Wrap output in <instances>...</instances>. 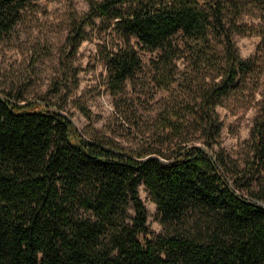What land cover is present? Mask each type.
<instances>
[{"label":"trees","instance_id":"1","mask_svg":"<svg viewBox=\"0 0 264 264\" xmlns=\"http://www.w3.org/2000/svg\"><path fill=\"white\" fill-rule=\"evenodd\" d=\"M26 1L0 0V37L21 19ZM88 3L69 40L87 38L88 25L122 40L101 48L108 89L124 91L141 68L135 37L157 51L159 86L170 89L182 73L178 84L198 99L168 108L175 118L165 115L164 125L180 133L189 115L203 143L133 154L85 135L56 103L0 90V264H264V105L244 168L223 148L210 149L222 128L216 106L257 73L234 35L264 38L263 24L240 20L250 4L264 9V0ZM181 57L188 60L183 69ZM247 176L257 187L244 192L240 180ZM141 183L165 233L149 230Z\"/></svg>","mask_w":264,"mask_h":264},{"label":"rangeland","instance_id":"2","mask_svg":"<svg viewBox=\"0 0 264 264\" xmlns=\"http://www.w3.org/2000/svg\"><path fill=\"white\" fill-rule=\"evenodd\" d=\"M26 2L13 30L0 37V90L22 101L45 98L56 103L85 135L115 141L133 154L154 148L170 152L183 144L203 143L200 130L189 115L190 120L180 133L164 125L165 115L175 118L168 108L184 101L194 104L198 99L194 98V89L178 84L185 80L182 73L170 89L155 82L152 60L157 51L144 48L132 37L142 66L124 91L113 94L106 84L101 48L122 40L99 32L95 25L86 26L87 38L77 45L69 40L75 20L79 21L88 10V0ZM240 20L264 25V9L250 4ZM234 38L240 54L255 59L257 73L216 106L222 128L218 143L210 149L223 148L242 169L252 156L250 134L264 105V38L255 33H235ZM177 62L183 69L188 60L181 57ZM198 80L195 78L193 84ZM249 180L248 176L240 180L242 191L247 192L248 186L257 187L256 180ZM246 182L249 183L245 185ZM139 192L148 209L150 232L165 233L167 229L144 183L139 185Z\"/></svg>","mask_w":264,"mask_h":264}]
</instances>
